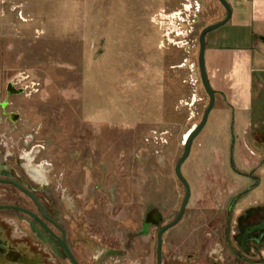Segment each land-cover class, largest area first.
Listing matches in <instances>:
<instances>
[{"label":"rangeland","instance_id":"1","mask_svg":"<svg viewBox=\"0 0 264 264\" xmlns=\"http://www.w3.org/2000/svg\"><path fill=\"white\" fill-rule=\"evenodd\" d=\"M198 1L0 0V149L44 147L36 161L52 166V197L65 189L64 227L83 264H156L158 230L185 194L175 165L209 103L199 35L226 12ZM178 14L190 23L185 46L161 16ZM255 88L241 129L209 114L193 140L181 166L190 198L162 235V264H264V236L245 247L233 237L238 217L264 208V71Z\"/></svg>","mask_w":264,"mask_h":264},{"label":"flooded vegetation","instance_id":"2","mask_svg":"<svg viewBox=\"0 0 264 264\" xmlns=\"http://www.w3.org/2000/svg\"><path fill=\"white\" fill-rule=\"evenodd\" d=\"M8 118L13 123L17 119L13 115ZM24 148L26 152H22L23 155L0 149V264H72L63 243L73 257L83 264L76 257L72 246L73 238L64 227L61 198L65 189L59 183L58 196L52 197L46 187L50 184L47 173L51 171V165L36 161L38 153L44 147L36 145L30 148L24 144ZM24 153L31 155L32 161L37 163L35 167L45 165V183L32 176L31 166L25 164L28 161ZM231 205L232 202L229 203L228 210ZM259 212L263 217L256 221L254 218ZM235 228L237 233L233 237L237 244L241 243L245 247L246 243L258 242L264 236V208L247 209L237 218Z\"/></svg>","mask_w":264,"mask_h":264},{"label":"crops","instance_id":"3","mask_svg":"<svg viewBox=\"0 0 264 264\" xmlns=\"http://www.w3.org/2000/svg\"><path fill=\"white\" fill-rule=\"evenodd\" d=\"M225 1L231 9L229 21L204 38L205 67L219 105L210 117L226 122L234 116L241 129L257 96V76L264 71V0Z\"/></svg>","mask_w":264,"mask_h":264},{"label":"water","instance_id":"4","mask_svg":"<svg viewBox=\"0 0 264 264\" xmlns=\"http://www.w3.org/2000/svg\"><path fill=\"white\" fill-rule=\"evenodd\" d=\"M219 2L221 3V5L224 7V9L226 11L225 18L222 19L218 23L204 27L202 29L200 35H199L198 71H199V76H200L202 86H203L206 94L208 95L209 103H208V106L206 107V109L203 113V116H202L200 123L196 127H194L186 136V138L184 140V147H183L182 155L175 165V175L178 178V180L182 183L184 190H185V194H184L182 203L180 205V208H179V211H178L176 217L171 222L162 226L158 230L157 245H156V264H161V245H162L163 233L166 230H168L169 228L176 225L181 220V218L184 214L186 205H187L189 198H190V186H189L187 180L184 178V176L181 173V166L190 153V149H191V145H192L193 140L198 136V134L205 127L207 120H208V117H209V114H210V112L214 106V103H215L214 91L210 86L206 67H205V61H204L205 41H204V38L208 32L215 30L216 28H219L220 26L227 23L230 19L231 9H230L229 5L227 4V2L225 0H219ZM63 247H64V250H65L67 256L70 258L72 264H80L73 257V255L71 254L69 248L67 247V245L65 243H63Z\"/></svg>","mask_w":264,"mask_h":264},{"label":"built area","instance_id":"5","mask_svg":"<svg viewBox=\"0 0 264 264\" xmlns=\"http://www.w3.org/2000/svg\"><path fill=\"white\" fill-rule=\"evenodd\" d=\"M190 7L195 6L196 8H199V1L198 0H186ZM180 14L176 15V18H170L166 15H161L163 19H168V20H173L176 22V28L174 30H172L170 36L172 39L177 40L179 39V41L182 43L183 46H185L186 41L185 38H187L189 36L190 33V23H189V19H180L179 16ZM179 18V19H178ZM187 20V21H186ZM192 80H194L192 78Z\"/></svg>","mask_w":264,"mask_h":264},{"label":"bare ground","instance_id":"6","mask_svg":"<svg viewBox=\"0 0 264 264\" xmlns=\"http://www.w3.org/2000/svg\"><path fill=\"white\" fill-rule=\"evenodd\" d=\"M174 22V21H173ZM169 33V32H168ZM24 157H25V159L28 161V162H30L31 163V161H32V157H31V155H29V154H26V153H24ZM34 164H32V166H33ZM37 165V164H36ZM39 165V164H38ZM28 166H31V164H29L28 163ZM30 167V168H32L31 169V174H32V176L36 179V180H40V182H45L46 181V172L44 171V166L45 165H43V166H38V167ZM69 199V198H68Z\"/></svg>","mask_w":264,"mask_h":264}]
</instances>
